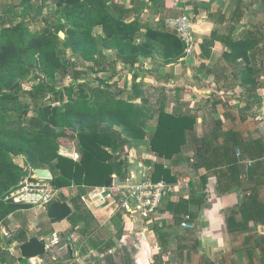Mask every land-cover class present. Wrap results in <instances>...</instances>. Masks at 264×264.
<instances>
[{
	"label": "crops",
	"instance_id": "0c3cea01",
	"mask_svg": "<svg viewBox=\"0 0 264 264\" xmlns=\"http://www.w3.org/2000/svg\"><path fill=\"white\" fill-rule=\"evenodd\" d=\"M92 1L136 29L134 45L150 44L125 62L100 25L93 36L102 53L74 55L98 77L84 83L98 84L85 91L88 106L129 107L145 132L141 140L128 139L114 126L118 147L106 149L112 175L152 179L161 165L173 183L188 177L189 188L172 193L152 218L113 206L91 212L79 198L84 188L60 194L71 209L61 221L47 208L24 206L0 221V264H264V0ZM183 14L194 32L190 55L166 26ZM248 38L254 46L248 60L236 58L230 44ZM249 64L258 72L253 83L244 82ZM161 111L196 119L181 137L180 153L169 159L150 149ZM187 219L195 229L181 226ZM205 237L217 244L203 247ZM32 238L44 241L46 252L22 259L21 245Z\"/></svg>",
	"mask_w": 264,
	"mask_h": 264
},
{
	"label": "trees",
	"instance_id": "16d2710c",
	"mask_svg": "<svg viewBox=\"0 0 264 264\" xmlns=\"http://www.w3.org/2000/svg\"><path fill=\"white\" fill-rule=\"evenodd\" d=\"M10 1L16 0H0V3ZM18 1L21 7H26L34 0ZM54 1L57 27L47 26L40 31H32L26 23L29 18L5 26L0 32V221L26 206L4 201V196L27 176L24 172L26 167L16 158H24L33 169L49 168L51 184L56 189L72 185L107 186L112 182L114 165L110 163L111 156L106 149L118 147V142L111 136L114 126L122 128L123 135L128 139L141 140L145 137V132L137 124V113L131 108L107 110L88 106L84 91L86 85L76 83L79 73L73 69L72 74V62L65 55L68 49L84 59H93V56L101 54L102 49L93 36L94 27L100 25L106 30V38L113 40L118 57L125 62L129 57L147 53L150 44L134 45L136 29L115 22L108 13L103 12L104 3H90V0ZM60 32L64 33V39L59 36ZM166 38L167 43L169 39L172 40L170 36ZM230 47L236 58L245 60H248V53L254 48L249 45V38L231 43ZM62 66L70 72L73 80L68 88L56 91L55 86L38 75V85L34 91H23L31 96L37 93L34 106L24 105L20 101V81L24 75L34 70L42 72L48 67L57 69ZM248 66L249 78L244 82L253 83L258 72L251 64ZM75 84L78 91H74ZM45 91L56 94L53 103H46L48 95ZM30 111L36 115L29 118ZM195 123L193 116L161 111L150 140L151 151L158 157H175L185 144L181 137L187 130H192ZM64 136L69 137V142L62 140ZM76 141L80 153L78 161L59 153L62 146L70 147ZM129 142L125 141V144L130 145ZM161 175L166 181L173 182L167 177L168 171L157 165L152 180H160ZM47 213L53 221H61L71 214V209L65 201L56 199L48 205ZM21 251L25 260L42 256L46 252V244L32 238L21 245Z\"/></svg>",
	"mask_w": 264,
	"mask_h": 264
},
{
	"label": "built area",
	"instance_id": "2783aa9c",
	"mask_svg": "<svg viewBox=\"0 0 264 264\" xmlns=\"http://www.w3.org/2000/svg\"><path fill=\"white\" fill-rule=\"evenodd\" d=\"M166 26L172 29L183 42L186 54H192L195 40L190 17L183 14L167 19ZM72 158L77 160L79 155L76 153ZM189 184L190 180L186 176L173 183L165 179L154 181L145 176L138 179L135 173L119 179L114 174L110 185L83 186L85 192L80 195V201L91 212L113 206L128 214L152 218L156 216L161 205L172 193L189 188ZM70 187L75 192L79 188L76 185ZM59 192V189L52 186L50 179L37 178L31 173L4 196V201L16 205L47 208L49 204L58 199ZM188 220L183 221L181 226L185 229H195V224Z\"/></svg>",
	"mask_w": 264,
	"mask_h": 264
},
{
	"label": "rangeland",
	"instance_id": "374dc122",
	"mask_svg": "<svg viewBox=\"0 0 264 264\" xmlns=\"http://www.w3.org/2000/svg\"><path fill=\"white\" fill-rule=\"evenodd\" d=\"M18 2L19 1L16 0V1L0 3V32L2 28L5 26L14 25L25 19H29V18L30 20H26V23L29 26L30 30L32 31H40L47 26L57 27L58 19L56 18V15H55V11H56L54 8L55 5L53 4L54 2H52L51 0H36L28 4L26 7H23V6L21 7L18 4ZM59 36L61 37V39H64L63 33L60 32ZM74 55L76 54L73 53L72 50L68 49L66 51L65 57L66 59L72 62V65H70L72 69L71 70L72 74L74 73L73 69H75L79 73V79L76 82L77 84L84 85V83H87L88 81H91L92 79L98 78L97 76L91 75L92 71H90V69L91 67H93L91 64H88V62L87 63L84 62L82 59L75 57ZM38 75L41 78H44L49 83H51V85L55 86L56 91H64L73 82L70 76V72L66 70L65 68H63V66L57 69L53 67H48V70H45L42 72L38 70L31 71L28 74L24 75L20 81L21 83L20 101L24 105L34 106V103L36 102L35 98L37 97L36 96L37 93H35L34 96H31L23 91H31V90L34 91V88L38 85V81H37L39 79ZM77 84H75L74 91H78ZM95 84L93 83V85L90 84L89 86H85L84 91H95L94 87L98 86V84H96L97 86H94ZM47 95H48V98H47L46 103H50V102L53 103L56 99V94L47 92ZM156 113L157 112L152 113L153 116L149 114L150 116L149 120H153L156 117ZM35 115H36L35 112L30 111L28 114V117L31 118V117H34ZM62 140L69 142V137L64 136ZM72 145L68 147L69 149L67 147L62 146L60 148V153L62 152L66 154V157L68 158L71 157V155L73 156L72 154L73 151L71 149L73 147ZM75 145L77 148L78 147L77 141L75 142ZM15 160L19 162L22 166L26 167V169L30 168L25 162L24 158L19 157V158H16ZM78 160H75V161H78ZM80 188H83V186L79 185V189ZM65 190L67 191V190H72V189L71 187H65V188L59 189L60 192H59L58 198L65 197L64 195H60V194H63ZM68 194H70V192H68ZM69 197H72L71 194L69 195Z\"/></svg>",
	"mask_w": 264,
	"mask_h": 264
},
{
	"label": "water",
	"instance_id": "95a60500",
	"mask_svg": "<svg viewBox=\"0 0 264 264\" xmlns=\"http://www.w3.org/2000/svg\"><path fill=\"white\" fill-rule=\"evenodd\" d=\"M262 111H263V116H264V106L262 108ZM25 174L26 175H30L32 173V175H34L35 177L37 178H43V179H52V174L50 172L49 169L47 168H36V169H31V168H27L25 169ZM204 216V210H201L200 212V218H202ZM203 247L208 245V244H212V245H216L217 242L210 239L209 237H205L203 238Z\"/></svg>",
	"mask_w": 264,
	"mask_h": 264
}]
</instances>
